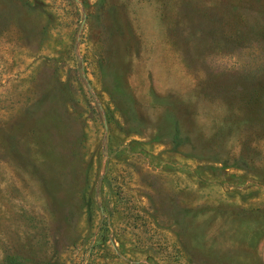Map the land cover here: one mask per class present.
I'll use <instances>...</instances> for the list:
<instances>
[{
  "label": "rangeland",
  "instance_id": "1",
  "mask_svg": "<svg viewBox=\"0 0 264 264\" xmlns=\"http://www.w3.org/2000/svg\"><path fill=\"white\" fill-rule=\"evenodd\" d=\"M0 264H264V0H0Z\"/></svg>",
  "mask_w": 264,
  "mask_h": 264
}]
</instances>
